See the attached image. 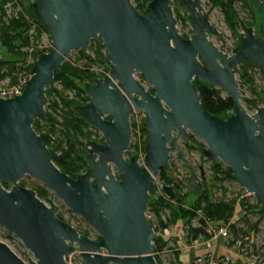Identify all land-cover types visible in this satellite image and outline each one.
Here are the masks:
<instances>
[{
    "label": "water",
    "instance_id": "95a60500",
    "mask_svg": "<svg viewBox=\"0 0 264 264\" xmlns=\"http://www.w3.org/2000/svg\"><path fill=\"white\" fill-rule=\"evenodd\" d=\"M176 2L191 27L190 38L177 28L171 0H151L144 13L131 0H30L29 8L47 29L51 49L34 61L23 90L0 95V226L33 258L26 263L0 238V264H67L75 252L81 264H157L153 224L146 215L156 192L154 177L161 169L172 173V151L189 168L173 132L184 142L191 135L201 139L202 156L228 166L264 211V104L250 114L235 76L247 62L264 71V0H254L260 14L256 32L239 21V43L232 53L209 39L219 28L203 12L201 0ZM96 37L109 57V75L87 84L90 102L75 109L101 133L104 144L76 140L88 168L72 178L50 158L48 147L56 138L37 134L32 124L45 120V89L53 85L56 70L72 51H88ZM135 74L142 75L153 93ZM193 79L225 92L233 101L232 112L224 118L206 111ZM133 108L144 112L143 165L137 153L129 162L124 158L130 150ZM104 115L110 119L103 120ZM109 165L117 168L120 180ZM25 175L53 192L99 239L79 234L58 218L50 199L42 201L19 184ZM184 184L189 193L202 189L195 174ZM161 190L171 200L176 195L164 182Z\"/></svg>",
    "mask_w": 264,
    "mask_h": 264
},
{
    "label": "rangeland",
    "instance_id": "374dc122",
    "mask_svg": "<svg viewBox=\"0 0 264 264\" xmlns=\"http://www.w3.org/2000/svg\"><path fill=\"white\" fill-rule=\"evenodd\" d=\"M203 4V12L208 15V17L213 21V23L219 28V34L216 36H211L209 39L217 46L226 51L227 53H232L234 49V45L238 44L239 34L241 32L239 23L238 27L234 32L227 27L224 22L223 15L219 9V7L214 6L210 0H201ZM30 0H23L22 4L19 5L18 0H12L7 2L4 5L5 17L3 20L10 18L12 16H16L18 11H21L24 17L30 22L34 23L33 12L29 8ZM248 8L243 7L240 3L235 5V10L238 13V20L245 23L246 21H251L252 19L255 21L254 25H251L253 30L256 32L257 25L259 22L260 14L254 9L251 11L249 8H254L255 3L254 0H247ZM171 7L173 9L174 16L177 20L178 26L177 28L187 37L190 38L192 36L191 27L186 20H183L182 10L177 5L176 0H171ZM179 15V16H178ZM33 28L29 31V34H35V31H32ZM97 42L99 53L101 56H95V53L92 49H88V51L83 52L82 54L79 51H72L68 58L66 59L71 64L81 68H88V70L92 72H103L104 68L101 64L107 65V59L104 57L106 54L105 50L101 47L102 41L99 37L94 38ZM99 42V43H98ZM30 47H23L22 50H28L27 54L24 55H16L14 53L8 52L1 44H0V60L4 61H18L19 68L12 74L5 76L3 79H0V92L1 91H9L14 87H23V83L27 80L28 77V66L32 64L37 58V53H33L32 50H43L46 51L51 46V41L48 34L42 31L39 34L38 38H32L30 42ZM96 45V43L94 44ZM87 58L93 59V62H89ZM83 66V67H82ZM244 69L250 74L253 80V86L247 82H244L239 77V71L235 75L240 87H241V99L242 104L247 109V111L252 114L257 107V104H264V79L260 73V68L256 67L252 63L243 64ZM135 79L145 86L147 89L149 85L145 80H141L138 74H135ZM87 83V82H86ZM78 86H80L79 82H76ZM53 88L58 91H61V84L59 82L53 83ZM254 89V92L252 91ZM62 94H64L68 98H72L75 94L74 91L70 90H62ZM61 93V92H60ZM222 96L226 95L225 92H221ZM53 99H55L53 97ZM246 104V102H248ZM131 120L134 122V128L132 131L131 143H136L137 150L131 152V156L134 154H138V163L139 165H143V155H144V133L141 129V122H144V112L140 109L134 111ZM43 123V121H40ZM53 130H56L57 127H52ZM34 129V128H33ZM35 130V129H34ZM36 131V130H35ZM47 133L45 127H41L40 130L36 131L37 134ZM52 135V134H50ZM56 138V141L51 144L48 148L49 150L55 149L54 147L58 144V135H52ZM173 137L177 141V143L181 146L183 158L188 164L189 168L186 166L182 157L176 152L172 151L169 153V162L172 168V173L169 175V179L172 184L178 183L180 186L177 187L179 195L181 196L180 202L176 201V195L171 200H169L168 196L161 190L162 179L158 174L154 177V183L156 192L152 196L154 200L157 199L158 196H162L167 202L171 205V208H179L181 210H190L196 198L199 194L204 190V188L209 189L210 199H219V198H236V205L234 208V214L232 218L229 220V224L234 223L238 228L242 230L247 227V223H245L242 219V210L240 205V200H245L249 205L256 204L257 199L252 195H246L244 188L241 184L235 179L225 178L219 182L211 181L212 172H211V164L213 162L204 158L199 151V148L205 146L203 141L195 136H192V139L189 141H183L177 132H173ZM171 145V142H169ZM200 146V147H199ZM133 150V149H132ZM60 153L59 150L56 152ZM221 162V161H218ZM222 163V162H221ZM226 166L224 163H222ZM191 174H195L199 181L202 183V189L199 192L189 193L184 184V180L186 177H189ZM19 184L25 188L32 189L35 186H43L39 181L35 178L25 175L22 179L19 180ZM172 184H169L172 186ZM44 187V186H43ZM173 187V186H172ZM175 191V190H174ZM46 198L50 199L56 209V215H60L63 221L69 223L73 226L79 234L81 232H88L89 237L93 238L96 232L94 229L89 226L86 222H84L79 216L71 213L61 202L59 198L53 193L47 190ZM45 197L39 198L42 201H45ZM147 217L150 222L154 224L155 237H162L166 240V246L161 252H158L159 259L161 264H190L193 258V254L198 252L192 247V243L190 237L187 234V217H178L175 223L170 224L168 227L161 229L158 223H156L157 219L152 211L147 210ZM161 219L165 221L169 216V210L167 208L161 211ZM200 216V215H198ZM198 216L192 218L189 223L192 226H198ZM248 222L254 223L259 218V215L256 213H248L246 216ZM216 224L215 222L213 223ZM258 232L251 235L250 247H251V257L248 262L254 261L253 264H264V214L261 216V219L258 224ZM0 238L7 239L14 248L21 254V256L26 260L28 258H33L32 253L25 249L22 242L13 234L8 232L2 226H0ZM217 244L216 248L225 247L228 251L223 252V254H228L229 256L237 259L238 263L246 264L247 261L244 259L238 258L237 252L232 248L231 244H226L220 238L216 240ZM178 254V259L181 261H177L176 255ZM218 253V252H217ZM80 259L77 254H74L69 259V264H80Z\"/></svg>",
    "mask_w": 264,
    "mask_h": 264
},
{
    "label": "trees",
    "instance_id": "16d2710c",
    "mask_svg": "<svg viewBox=\"0 0 264 264\" xmlns=\"http://www.w3.org/2000/svg\"><path fill=\"white\" fill-rule=\"evenodd\" d=\"M12 0H0V44L10 53L16 55L27 54L28 50H22L23 47H30V42L32 38H38L39 34L45 31L47 34V29L41 23V21L34 15V23L27 20L21 11H18L16 16H12L3 20L5 17L4 5ZM151 0H131L135 9L144 13L147 3ZM214 6L219 7L225 24L234 32L238 27V13L235 10V5L240 3L243 7L248 8L247 0H210ZM19 5L22 4L23 0H18ZM251 11L255 7L251 9ZM33 12V11H32ZM179 16V15H178ZM183 20H186L183 17ZM247 26L255 24V21H246ZM33 28L32 31H35L34 34H29V31ZM187 37L186 35H182ZM96 43V45H94ZM99 43V42H98ZM239 43V41H238ZM90 49L95 53V56H101L99 49L97 48V42L95 39H91ZM102 47V46H101ZM51 46L46 50L49 51ZM33 53H37L39 56L43 53V50H32ZM84 51H79L82 54ZM107 59V65H102L104 71H109V57L107 54L104 55ZM89 62H93V59L87 58ZM18 62V61H17ZM16 61H4L0 60V79H3L5 76L14 73L18 68L19 64ZM34 63V62H33ZM33 63L28 66V74L33 66ZM251 63V62H248ZM253 64V63H252ZM83 67V66H82ZM260 73L264 79V71L260 69ZM141 80H144L142 75L138 74ZM103 72H92L88 68H81L74 66L69 61L65 60L60 68L54 73V82H59L61 84L62 90L74 91L75 94L72 98L66 97L62 94V90L58 91L53 86L47 87L45 89L46 95V117L43 123L39 120H34L32 127L38 131L41 127L46 128L47 134L58 135V144L54 147L55 149L49 150V155L53 163L59 168V170L72 178H75L78 174L84 172L87 168V161L83 155H81L76 147V140H87L90 138L92 132L88 128V124L85 119L76 111L75 107L77 105L86 104L88 101V92L86 90V85L95 81L98 77H104ZM239 77L244 82H247L250 87L253 86V80L250 74L244 69L243 64L239 66ZM76 82L81 83L80 86ZM87 82V83H86ZM192 83L195 85L201 106L208 111L209 113L221 117H227L233 110L234 104L230 97L227 95L222 96V90L210 87L199 82L197 79H193ZM147 91L153 93L151 87L147 88ZM254 92V89L252 88ZM61 92V93H60ZM53 97L55 99H53ZM246 102V104H248ZM56 126L57 129L53 130L52 127ZM141 129L144 133V144L146 145V129L144 122H141ZM192 139V135L190 136ZM189 139V140H190ZM131 148L137 150L136 143L131 144ZM57 150L60 151L57 154ZM212 178L211 181L219 182L225 178L234 179L231 169L228 166H224L221 162H213L211 164ZM169 174L164 170L159 171V177L165 184H172L169 179ZM2 185L6 187L8 184L2 182ZM173 189L176 192V201L180 202L181 196L179 195L177 187L179 184H172ZM32 190L35 191L37 197L42 198L47 196V190L43 186L32 187ZM155 194V193H154ZM152 194L148 202V211H152L157 219L156 223L160 226L161 229L168 227L170 224L175 223L178 217H187V234L190 238H196L199 235L204 238H208V234L205 232V226L207 222H215L217 224L227 223L232 218L234 214V208L236 205V198H219V199H210L209 189L204 188V190L199 194V196L194 201L190 210H181L179 208H171V205L164 199L162 196H158L156 200L152 198ZM170 200V199H169ZM241 210H242V219L247 223L245 229L238 228L236 224H230V230L232 232L233 238H242L245 242L249 243V238L251 235L258 232V224L261 219V216L264 214L260 202L257 200L256 204L249 205L245 200H240ZM167 208L169 210L168 218L163 221L161 219V211ZM248 213H256L259 215V218L254 223H249L246 216ZM200 215V216H198ZM198 216V226H192L189 221ZM57 217L62 219L60 215L57 214ZM63 220V219H62ZM153 224V222H151ZM80 234L89 236L88 232L84 231ZM95 240L99 239L97 234H94L93 237ZM152 249L153 256L157 264H161L159 259L158 252H161L166 246V240L162 237L153 236L152 240ZM250 245V243H249ZM251 246V245H250ZM177 261L178 254L176 253Z\"/></svg>",
    "mask_w": 264,
    "mask_h": 264
},
{
    "label": "built area",
    "instance_id": "2783aa9c",
    "mask_svg": "<svg viewBox=\"0 0 264 264\" xmlns=\"http://www.w3.org/2000/svg\"><path fill=\"white\" fill-rule=\"evenodd\" d=\"M105 75H109V71L104 73ZM29 78V75L27 77V80ZM27 80L24 81L23 87H14L10 89L9 91H1L0 95L9 94L17 91H21L24 89L25 84ZM246 195H250L245 191ZM147 215V214H146ZM205 232L208 234V238H204L203 236L199 235L196 238H190L192 247L193 248H200L201 246H204V248L207 250L204 253H199L193 256L190 264H242L238 263L237 259L229 256L228 254H221V255H215L213 252L214 246L213 243L220 238L223 242L226 244H231L232 248L236 250L238 258L244 259L247 261L246 264H253L254 261L248 262L251 255V247L249 243L245 242L242 238H233L232 232L230 230V224L227 223H220V224H213V222H207L205 226ZM153 231L154 230V224H153ZM74 254H77V252L71 254L67 257V264H69V259ZM81 264V263H80Z\"/></svg>",
    "mask_w": 264,
    "mask_h": 264
},
{
    "label": "flooded vegetation",
    "instance_id": "af4514ba",
    "mask_svg": "<svg viewBox=\"0 0 264 264\" xmlns=\"http://www.w3.org/2000/svg\"><path fill=\"white\" fill-rule=\"evenodd\" d=\"M99 78H102V77H98V78H96V79H99ZM95 79V80H96ZM90 84H94V81L93 82H91ZM88 94V93H87ZM222 95V94H221ZM88 102H90V95L88 94V101H87V103ZM137 110V108H133V111L131 112V114H130V116H129V122H130V128H131V137H132V131H133V128H134V122L131 120V117H132V115H133V113H134V111H136ZM230 112H232V110L230 111ZM225 118V117H224ZM102 119L103 120H105V121H108L109 119H110V117L108 116V115H104L103 117H102ZM88 124V128H89V130L92 132V134L90 135V138H88L87 140H93V141H95V142H97V143H99V144H104V138H103V136L101 135V133L99 132V131H97L90 123H87ZM131 137H130V150L128 151V152H125L124 153V158H125V160L126 161H128L129 162V160H130V157H131V152L132 151H134V149L132 150V148H131V144H133V143H131ZM86 159V158H85ZM86 161H87V159H86ZM109 167L111 168V170H112V172H113V174H114V176H115V179L116 180H120V175H119V173H118V171H117V168L114 166V165H109ZM87 168H88V161H87ZM86 168V169H87ZM173 172V171H172ZM169 175H171V174H169ZM199 179V178H198ZM201 182V181H200ZM178 184V183H177ZM202 184V183H201ZM94 239V238H93ZM77 255H78V253H77ZM79 257V256H78ZM80 259V258H79Z\"/></svg>",
    "mask_w": 264,
    "mask_h": 264
},
{
    "label": "crops",
    "instance_id": "0c3cea01",
    "mask_svg": "<svg viewBox=\"0 0 264 264\" xmlns=\"http://www.w3.org/2000/svg\"><path fill=\"white\" fill-rule=\"evenodd\" d=\"M217 241H215L214 243H213V246H214V250H213V252L215 253V255H221V254H223V252H226V251H228V249L227 248H225V247H221V248H217L216 250H215V248H216V243ZM195 250H198V252H195V254H193V255H196V254H199V253H204V252H206L207 250L204 248V246H201L200 248H194ZM218 252V253H217ZM179 261H181L180 259H179Z\"/></svg>",
    "mask_w": 264,
    "mask_h": 264
},
{
    "label": "bare ground",
    "instance_id": "6f19581e",
    "mask_svg": "<svg viewBox=\"0 0 264 264\" xmlns=\"http://www.w3.org/2000/svg\"><path fill=\"white\" fill-rule=\"evenodd\" d=\"M153 236H154V233H153Z\"/></svg>",
    "mask_w": 264,
    "mask_h": 264
}]
</instances>
